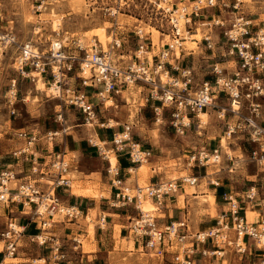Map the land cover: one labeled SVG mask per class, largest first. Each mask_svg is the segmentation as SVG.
I'll list each match as a JSON object with an SVG mask.
<instances>
[{
    "label": "built area",
    "instance_id": "2783aa9c",
    "mask_svg": "<svg viewBox=\"0 0 264 264\" xmlns=\"http://www.w3.org/2000/svg\"><path fill=\"white\" fill-rule=\"evenodd\" d=\"M57 0H32L37 12L46 9L50 3ZM105 1L102 10L114 20L111 28L110 42L105 49L98 41L84 46L80 40H72L69 44L58 43L55 50L51 44L48 52L40 50L30 42L18 44L10 29H3L0 8V47L4 50L16 48L13 60V69L21 79L33 82L32 73L46 75L50 80V87H54L52 95L60 99L65 105L77 111L86 124L95 123L96 109L106 107L108 101L120 98L133 86L147 90L146 103L156 122L158 118L168 119L169 127L177 136L183 137L191 129L194 120L197 127L201 125L199 114L211 110L215 118L225 127L224 139L240 141L242 145L250 148V159L256 163L264 160V30L254 29L251 21L242 14L235 15L228 28L222 32L223 43L220 46L221 57L227 62L234 63V72L224 74L213 67L212 81H203L194 84V75L191 67H183L180 55L175 57V64L169 62L168 49L161 51L157 60L151 67L147 65L145 54L151 41L145 38L143 31L137 30V50L134 61L125 63L121 52L122 39L117 37V15L144 13L149 24L154 29L168 31L174 47H182L185 40L182 37V27L186 34L192 29V20L200 16V12L216 6V0H195L190 7H178L172 0H99ZM241 0H234L233 8L236 10ZM219 20V19H218ZM215 26L223 27V22L215 21ZM206 48L213 51V42L210 37H204ZM217 45V43H216ZM180 60V61H178ZM169 65V69L167 68ZM165 75L162 81L161 75ZM73 81V82H72ZM17 80L10 81L6 94V103L11 115L17 94ZM226 101L224 105L218 103L220 98ZM223 97V98H222ZM63 114L56 116L55 122H63ZM133 122L125 123L120 132L112 134L111 149L101 150L95 145L98 152L106 162L105 173L110 177L109 182L114 189L109 206L114 209H123L133 205L138 216L129 225V232L138 238H146L145 248L151 250L156 256H163L164 247L181 246L187 239L185 223H170L159 227L155 217L144 214L139 204L144 200L160 201L177 191V184L172 181H159L147 186L135 185L131 187L122 179L120 169L112 165L108 153L124 154L131 165L141 166L147 163L150 151L144 150L132 140ZM99 128L110 129L108 123H102ZM67 128L61 126L60 130L49 131L43 139L50 144L47 157H41L38 150L39 138L35 134L20 132L17 138L22 141L21 147L12 152L16 165L28 162L26 172H17L13 169L0 168V206L11 209L19 206L24 215H28L26 225H18L13 218H7L6 224L0 227V246L3 259L0 264H6V259H15L22 247V240L27 226L32 224L38 233L28 236V242L39 248L47 247L51 236H44L55 222L73 221L81 216L76 205L65 203L60 194L71 189L69 177L71 169V156L65 150L64 136ZM61 137L60 141L57 139ZM105 145L107 144L104 142ZM104 145V146H105ZM48 147V145H46ZM221 145L211 150H200L187 158V166L204 167L208 156L213 157V163L221 155ZM106 152V154H105ZM41 160V161H40ZM204 164V165H203ZM183 183L194 185L196 177H182ZM217 185V184H216ZM228 209L222 213L217 221V227L197 233L190 237L191 242L205 244L213 241L215 245L234 247L239 254H245L246 240L250 239L254 248L261 250L257 264H264V179L260 184H254L244 193V200L252 207L258 208L257 223H249L245 215L240 213L236 198L227 197ZM106 216L99 217V229L105 227ZM182 229V231H180ZM229 231L235 234L234 239L227 237ZM54 239V238H53ZM75 243L73 253L77 258H71L59 241H54L49 247L52 264H84L83 257L78 251L80 240L73 238ZM209 242V243H210ZM261 246V247H260ZM206 255L207 252L202 253ZM214 256L220 253L212 252ZM172 264H194L192 260L180 253H175Z\"/></svg>",
    "mask_w": 264,
    "mask_h": 264
},
{
    "label": "rangeland",
    "instance_id": "374dc122",
    "mask_svg": "<svg viewBox=\"0 0 264 264\" xmlns=\"http://www.w3.org/2000/svg\"><path fill=\"white\" fill-rule=\"evenodd\" d=\"M194 1L195 0H172L171 2L177 4L178 7L186 6L187 11L190 12V7H192ZM102 2L103 1L99 0H57L50 3L46 9L37 12L33 7L32 0H0L1 14L3 17L2 27L3 29H7L9 25L8 29H10L11 33L15 36L18 44L30 42L44 52L49 51L53 42L59 41L62 42L63 45H66L72 40H80L84 46H89L93 41H98L105 49L108 47V43L111 40L110 32L115 22L102 10V8L106 7L104 4L105 1L104 3ZM180 2L184 3L182 4ZM216 2L215 7L202 10L200 16L192 20V25H195L193 26L194 30L196 29L195 36L186 34L181 22L183 30L182 37L186 39L184 41L190 39L202 40L200 42L202 48L200 49H202L204 54H208L207 51H210L206 49L204 37H210L213 42V51L209 53L212 58L209 59L208 63L202 64L201 60H187V62L186 60H182L180 62L181 65L182 62H184V67H193V75L195 80H197L194 84H199V78H211V72L214 66L222 70V76L234 72V63L232 61L227 62L226 59L222 58L220 56L222 51L219 48L223 43L222 32L225 28H228L230 21L235 15L242 14L247 20L251 21L254 25V29L264 30V0H241V4L236 10L233 8L234 0H216ZM216 20L223 22L224 26H215ZM116 27L117 37L122 39L123 44L120 50L124 56L122 59L125 63L134 61L133 55L137 50V38L135 36L137 30L143 31L145 38L151 41L153 45L152 49L147 48V52L141 56V59L146 56L148 57V67L152 65L151 55L158 53L159 49L161 51L168 49L167 46L164 48L160 46L172 42L170 33L168 31L154 29V27L149 24L144 13H141L139 16L136 14L117 15ZM183 47H185L186 50L183 49ZM180 49L179 54L181 55V51H183L184 56L187 55L189 49H193L194 51L197 50L195 44L187 42L183 44ZM179 54L177 53L176 55L173 51L169 52L168 58L175 64V57H178ZM15 55V47L6 50L0 47V166L3 163H10V149L11 146L14 147V142L11 139H18L17 134L20 132L35 134L37 138L41 139L39 143H43L49 147L50 144H47L46 139L43 138L47 132L60 130L61 126L68 129L65 134H69L71 139L73 137L75 139H84L87 141L90 136L89 134H93L94 130L103 133L108 130L111 135L112 132H120L123 124L133 122L135 125L131 133L133 137L132 140L134 141V139L140 138L142 143L143 140L149 138L151 143L149 145L151 146L145 147H149L155 156H161V158H154L153 156L148 159L147 163H144L148 166L145 176L142 172L139 173L138 171V185L147 186L149 183L145 181V177H147V173L148 175L152 174L151 168H155L157 172L173 171L175 173L173 178L179 179L184 177L186 175L181 170L187 168V166L185 165L184 158L181 157L182 154L186 156L194 155L198 153V149L201 147L209 151L217 147L220 138H224V124L215 118V113L211 110L204 111L206 114L204 121L199 116L202 121L201 125H205L198 129L197 122L194 120L193 126L185 136H177L169 127L168 119L165 117L166 115H164L163 119L158 118L156 122L154 114L150 109V103L145 102L147 90L137 86L131 87L124 95L123 100L117 98L113 100V102L108 101L106 107L99 106L96 109L95 123L91 126L85 123L82 116L77 111L65 105L60 99L52 95L51 91H49L50 80H46V82L43 80L48 90L42 93L37 89V80L42 78L38 74L32 73L31 77H33V82L28 79L22 80L18 73L12 68ZM217 63L220 65H216ZM167 68L169 69L168 64ZM161 78L162 81L166 80L164 74L161 75ZM13 79L17 80V94L14 105L16 112L14 115H11L6 103V94L9 89L10 81ZM218 103L224 105L226 101L224 98H220ZM59 113L63 114V122L61 124L55 122L56 116ZM102 123H108L113 126L110 129L99 128V125ZM108 138L110 137L108 136ZM60 139L61 137L59 136L57 141H60ZM226 141L227 144L221 147L222 152L220 161L216 164H212L213 160L209 155L208 157L211 159L208 163L204 162L205 165L207 164L204 168H208L210 173L217 170L227 171L229 168H232L237 178V184L240 183V185H244L246 188L249 187L250 184H260L262 179H264V160L260 163H256L250 159V148L242 145L241 142L237 140L226 139ZM98 144L100 143L98 142ZM21 145L19 147H21ZM19 147L15 145L16 150ZM102 148L107 152L111 149V144L107 143L105 146H102ZM67 153L70 154V152ZM107 156L109 159L110 157L114 159L113 153H108ZM152 159H155V161L153 164H150ZM90 165H92V163ZM79 172V167L76 168L71 166L69 177L71 179V191L73 194H85L90 197H95L96 199L99 196H104L98 192L95 183L80 182ZM177 172L180 173L177 174ZM132 180L133 178H130L128 182L132 184ZM75 189L78 190V193H75ZM144 213L147 214L148 212L144 211ZM149 215L157 217V211ZM212 215H215V213L213 212ZM92 217L94 218V214H92ZM90 220H87V222H89L87 232L92 234L96 223ZM120 229L121 228L118 226L115 227L117 232H119ZM50 235L51 229L44 234V236L47 237ZM80 242L82 246L81 249L85 252L89 251L90 248L87 246L84 239ZM59 243L62 242L60 241ZM31 249L35 251L39 250L38 246L35 244H32L30 251ZM46 251L47 250L44 251L45 255ZM78 251H80V249H78ZM27 252L28 249L26 253ZM33 255V257H27L30 259L32 258V260L26 257L25 260H20L19 256L17 259H6L5 263L45 264L43 260L36 261L39 259L35 257V254ZM154 258L153 256L152 258L149 257V255H141V257L138 258L139 260L132 261L127 257L126 259H122L121 256V258H117V260L118 264H149ZM210 258V254L207 255V260ZM236 258L238 261V257ZM257 258L258 257L252 258L250 264L258 263L259 258ZM241 262L244 264L243 260L240 261V263Z\"/></svg>",
    "mask_w": 264,
    "mask_h": 264
},
{
    "label": "crops",
    "instance_id": "0c3cea01",
    "mask_svg": "<svg viewBox=\"0 0 264 264\" xmlns=\"http://www.w3.org/2000/svg\"><path fill=\"white\" fill-rule=\"evenodd\" d=\"M180 3L183 4L184 2ZM193 26L195 25H192V29L188 34L190 36L196 35V29L194 30ZM8 28L9 25L7 26V29ZM201 41L195 39L183 41V44H185L186 42L195 44L197 50L194 51L193 49H189L186 56H184L183 51H181L180 60H186V62L187 60H201L202 64L208 63L209 59L212 58V56L209 54L211 52L207 51L208 54H204L202 49H200L202 48V44L200 43ZM160 47L164 48L163 45H161ZM152 48L153 45L151 43V45L148 46V49ZM183 49H185V47H183ZM160 53L161 50L159 49L158 53L151 55L152 63L157 60V57L160 55ZM146 62L148 64V60ZM169 62H171L170 59ZM217 64L220 65L219 63ZM182 66L184 67V62H182ZM41 76L45 82L46 80H49L46 75ZM193 79L194 82L197 81L195 80V78ZM199 80L200 84V82L206 80L212 81V77H205L203 79L199 78ZM203 125H199L198 129ZM115 133L117 132H112L110 135L108 130L104 133L94 130L93 134H89L90 136L87 141H85L84 139H75L73 137L71 139L69 134H65L64 147L66 152H70V154L68 155L72 158L71 166L80 168V182L95 183L98 192L100 194H103L104 196H99L96 199L95 197H90L87 195H76L72 193L71 189H69L63 195L60 194L61 200H63L65 203L76 205L78 207L81 216L78 219L69 222L62 221L60 218H58V221L55 222L53 228L51 229V241L48 242L47 247H43L41 249L38 247L39 250L37 251H35L34 249H31L30 251V247L32 246V244L28 242V236L36 235L38 231L34 225H28L22 240V247L15 259L20 256V260H25V257H33V254H35V257L39 259L36 261L43 260L45 264H52V261L49 260V247L53 244V240L62 242L61 244L65 246L64 249L68 253L69 257L77 258L79 256L72 252L73 247L75 246V243L72 241L73 238H76L80 241L84 239L87 246H89L90 248L89 251L85 252L81 249V244L78 246V249H80L79 252L83 257L84 264H118L117 258H121V256L122 259H126L127 257L132 261H137L139 260L138 258H140L141 255H149V257L151 258L152 256L155 257L154 260H151V262H149V264H172V258L175 253H180L186 258L192 260L194 264H242V262L240 263V261L242 260L244 261V264H250V260L252 258H259V256L263 254L261 250H257L256 248H254L253 243L250 239H245V254L237 253L234 247H228L226 245H215L213 241H208L205 244L191 242V236L217 227L219 216L222 213L226 212L228 209L229 205L226 200L228 196H232L233 198L237 199L240 207V213L245 215L249 223L258 222L259 218L257 217V215L259 212L256 206L252 207L250 204H248V202L244 200L245 191L252 185L250 184L249 187L246 188L244 187V185H240V183L237 184V178L234 175L235 173L233 172L234 169L229 168L227 171L217 170L210 173L208 171V168H204L198 165L189 167L187 166L188 156L184 154H182L181 157L184 158V162L187 168H183L181 171L185 173L186 176L184 177H196L197 182L194 185H189L182 182V177L179 179L173 178V175L175 174L173 171L157 172L155 168L150 167L152 174L148 175L147 173L146 177V181H148L149 185L156 184L159 181L174 180L178 185L177 191L167 197H164L160 201H156L157 203H159L158 209H155L154 202L146 201L141 205V211H146L148 213L157 211V217H155V220L161 228L169 225L170 223H185L187 227L186 234L188 235V237L181 246L171 248L164 247L165 253L160 257L156 256L155 253L151 250L145 248L144 242L146 238L135 237L129 232V225L131 221L138 216V212L134 209L133 205L130 207H125L123 209H114L109 206V202L113 197L114 189L109 182L110 177L107 176L104 172V167H106L107 164L105 160H103L102 155L98 152L95 145H105L104 142L110 143V140L108 139H111L112 134ZM108 136L110 138H108ZM11 140L14 142V147L11 146L10 149V163H3L1 164L0 168H14L17 172L28 171L30 163L25 162L23 163V165L20 164V166L18 167L15 164L16 159L12 156V152L16 150L15 145H18L19 147L22 144L21 141L19 139ZM221 140L222 138L219 139V144L217 145V147L221 145ZM98 142L100 144H98ZM134 142L139 144L144 150L150 151L149 159L153 156L154 158H161V156H155L152 153L153 151L149 149V147H145L151 146L149 145L151 144L149 138L142 141L144 145L141 143L140 138L136 140L134 139ZM203 149L205 148L201 147L198 149V151ZM38 150H40L41 157L48 159L47 154L48 152H50V146L46 147V145H44L43 143H39ZM220 152H222V148L220 149ZM114 161L115 163H117V166L120 169V174L125 183L127 185H130L131 187L138 185L137 180L139 177V173L136 170L137 167L140 166L131 165L124 154L116 155V157L114 156ZM154 161L155 159H152V162H150V164H153ZM91 163L92 165H90ZM178 173L180 172H177V174ZM130 178H133L132 184L128 182ZM213 212L215 213V215H212ZM250 213L253 215H251ZM92 214H94V218L92 217ZM101 215L107 217L105 221V227L103 229H99L98 227L99 217ZM28 217V215H24L23 212H21L19 206H13L11 209L5 208V206L3 205L0 206V227H3L6 224L7 218H13V220L18 225H26ZM90 219L96 223L95 229L92 234H89L87 232L89 223L87 222V220ZM117 226L121 228L119 232L115 230V227ZM180 231H182V229ZM227 237L230 239H234V232L229 231ZM27 249L28 252L26 253ZM45 250H47L46 255L44 254ZM204 251L207 252L206 255L202 254ZM212 252L220 253V255L214 256ZM209 254L211 258L207 260V255ZM236 257H238V261L236 260ZM2 259L3 254L0 247V262L2 261ZM30 260H32V258Z\"/></svg>",
    "mask_w": 264,
    "mask_h": 264
},
{
    "label": "bare ground",
    "instance_id": "6f19581e",
    "mask_svg": "<svg viewBox=\"0 0 264 264\" xmlns=\"http://www.w3.org/2000/svg\"><path fill=\"white\" fill-rule=\"evenodd\" d=\"M181 25V24H180ZM186 40V39H185ZM170 45H171V47L172 48H174V49H172V51H173V53L174 54H176L177 55V53L179 54L180 53V48L181 47H174V45H173V43L172 42H170L169 43ZM182 45H183V43H182ZM53 48L55 49V50H57L58 49V43H56V42H53ZM171 51V52H172ZM166 52H167V50H166ZM180 55V54H179ZM218 65V64H217ZM218 71H220V69H217ZM39 76H41V75H39ZM42 77V76H41ZM37 89L42 93V92H45L46 90H48L47 89V86H46V83L43 81V79L42 78H39L38 80H37ZM49 91H52V93H53V91H54V87H50V90ZM205 113L204 112H201L200 114H199V116H200V118H202L203 119V121H204V118H205ZM201 120V119H200ZM202 122V121H201ZM204 123V122H203ZM96 137V136H95ZM221 144H222V147H224L226 144H227V141H226V139H224V138H222V140H221ZM98 146H100L101 147V150H102V152H103V150H105L104 148H102V146H104V145H98ZM209 157H211L212 158V160H213V157L210 155ZM208 157V158H209ZM211 158H209V161H210V159ZM208 161V162H209ZM217 161V163L220 161V156H219V159H217L216 160ZM110 162H111V164L112 165H115V161H114V159H112L111 157H110ZM207 162V163H208ZM262 162V161H261ZM136 171H139V173L140 172H142V174H144V176H145V172H147V166L143 163L140 167H137V170ZM146 178V177H145ZM147 180V178L145 179V181ZM139 183V182H138ZM75 191V193H78V190L77 189H75L74 190ZM81 192V191H80ZM87 194V193H86ZM85 195V194H84ZM146 201H152V202H154V204H155V209H158L159 208V203H157L156 201H153V200H151V199H148V200H145V201H142L141 203H140V205H139V207H140V210H141V205L144 203V202H146ZM143 212V211H142ZM144 213V212H143ZM145 214V213H144ZM147 214H150V212L149 213H147ZM251 219V218H250ZM210 253V252H209Z\"/></svg>",
    "mask_w": 264,
    "mask_h": 264
}]
</instances>
